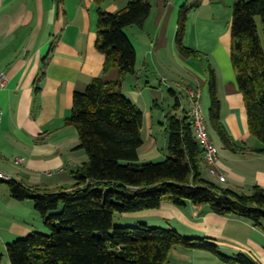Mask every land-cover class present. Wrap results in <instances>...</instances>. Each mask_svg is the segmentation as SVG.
I'll use <instances>...</instances> for the list:
<instances>
[{
  "label": "crops",
  "instance_id": "1",
  "mask_svg": "<svg viewBox=\"0 0 264 264\" xmlns=\"http://www.w3.org/2000/svg\"><path fill=\"white\" fill-rule=\"evenodd\" d=\"M129 1L0 0V72L8 76L6 86L0 90L4 113L0 124V171L9 179L48 190L74 186L73 171L89 157L79 147L77 128L67 125L66 120L72 115L75 92L85 91L98 77L118 79L117 68L104 73L105 55L97 48L98 16L99 9L116 12ZM183 2L178 0L175 7L183 6ZM233 3L234 0H201L189 14L185 44L202 53L215 70L222 117L234 140L248 147L238 153L222 147L216 165L227 177L225 181L217 178L219 182H229L228 188L239 191L246 186L264 187V154L254 151L263 144L249 131L244 96L231 60ZM165 7L161 17L152 20V5L145 26H138V46L144 48L139 47L138 51V89L125 90L124 80L128 74L122 82L124 94L144 111V126L149 119L150 136L155 128L154 114L140 104L149 108L144 96L147 89L141 81L151 64L148 58L140 61V53H151L150 61L158 74L163 75L162 80L166 72L183 77L188 68L196 72L195 67L180 56L177 59L182 66H174L176 52L173 48L165 52V25L172 44L176 33L173 20H170L169 29V8ZM130 27L133 26L127 27L126 33ZM169 53L172 60H169ZM134 74H137V63ZM112 75L114 78L107 79ZM202 76L208 80L206 68ZM146 85L150 86L151 81ZM171 90L175 93L173 88ZM191 106L186 108L180 101L182 111H190ZM145 143L144 139L142 147ZM157 150V139H151L146 149L147 159L143 160L139 153L140 160L159 156ZM17 158L23 160L17 163ZM5 181L0 178V264H12L7 254L8 243L34 231L42 232L46 226L34 202L13 198ZM189 203L184 205L187 208H178L166 201L160 208L124 215L161 217L167 227L175 228L182 235L208 238L226 255L244 253L264 264V220L262 225H256L248 218L217 214L204 204L192 203L194 208H188L192 206ZM211 255L214 256L203 249L177 247L170 254V264H205L212 259Z\"/></svg>",
  "mask_w": 264,
  "mask_h": 264
},
{
  "label": "trees",
  "instance_id": "2",
  "mask_svg": "<svg viewBox=\"0 0 264 264\" xmlns=\"http://www.w3.org/2000/svg\"><path fill=\"white\" fill-rule=\"evenodd\" d=\"M99 2L103 0H98ZM183 5L179 13L176 46L184 57L201 56L185 44L189 14L198 7ZM152 12L148 0H130L116 12L99 9L97 48L105 55L104 73L119 70L116 80L95 78L85 91L74 94L67 125L77 128L79 147L88 161L73 171L72 188L48 190L7 179L13 198L32 200L49 233L34 231L7 245L12 264H170L177 247L203 249L230 264H259L250 256L224 254L217 243L182 235L173 228L116 226L115 213L160 208L163 202L184 206L209 204L220 215H234L262 225L264 187L251 193L222 187L203 176L205 151L194 133L189 111L167 113L169 157L141 161L144 111L122 91L123 77L136 72L137 52L126 28L144 27ZM264 0H234L231 60L244 96L248 127L264 154ZM210 121L226 149L244 152L222 120L215 70L209 67ZM62 207V208H60Z\"/></svg>",
  "mask_w": 264,
  "mask_h": 264
},
{
  "label": "rangeland",
  "instance_id": "3",
  "mask_svg": "<svg viewBox=\"0 0 264 264\" xmlns=\"http://www.w3.org/2000/svg\"><path fill=\"white\" fill-rule=\"evenodd\" d=\"M178 0H154L152 3L153 5V14H152V20L155 18L161 17V15L165 11V6H168L169 8V15L167 19V23H169V29H170V20H173L175 23V29L177 32V24H178V18H179V13L181 10V6H178V9L175 7V4ZM184 4L187 5H193L195 3V0L193 2H188L189 0H183ZM169 21V22H168ZM174 27V26H173ZM129 38L132 40L134 47L137 52V74H128L127 78L124 80L125 83V90L129 91V88L135 87L138 89V51L139 47L141 49L142 46H138V26L134 25L133 27H130L127 31ZM170 32H167V25H165L164 28V41L165 43V52H171L172 48L174 49V52H176V57L173 59L175 63V67H181V63L178 61L177 56H180L182 60L188 61V64L193 67H195L196 72L193 71L192 69L188 68V71H185L184 77L181 75H170L168 72H166L167 75H165L166 78H163L161 74H158V71L155 70V67L151 63V53L150 55L149 52H143L140 53L139 60L142 61V58L144 60L148 58V62H150L151 67H149L147 70L144 71L142 74L143 80L141 81L144 88L147 89L145 91V98L148 99L149 102V108L147 106H143V104L140 106L144 110H150L154 114V122H155V128L153 130V136H150V130L148 128V121L146 125L142 129V135L143 138L145 139L146 143L145 146L140 149L139 153L140 156L143 160L147 159L146 155V149L148 148L151 139H157V153H159V156H152L148 158L147 161H153V162H160L165 160L167 157H169V150H168V134H167V113L169 112H177L178 110L176 109V104L178 100L182 101L184 106L188 108L191 106L190 98L188 96V92L186 87H191L197 90L201 91V96H200V103L201 107L203 110V118L205 121V124L207 126V131L209 134V137L211 138L212 142L215 144V146L218 148V151L224 147L223 142L221 141L220 136L218 135L217 131L213 128L211 125L210 121V106H211V99H210V93H209V67L211 66L210 63H208V60L203 54L201 53V56H192V57H184L181 55L177 49L176 46V33L174 36V42H170ZM147 39H145L146 42ZM155 40V39H154ZM262 41L264 45V34H262ZM167 44V46H166ZM140 52H142L140 50ZM146 55V56H145ZM169 60H172L170 58V53L168 54ZM150 56V57H148ZM206 68L207 70V75H208V80L204 78L203 73L204 69ZM192 70V71H191ZM179 73V72H178ZM114 78V75L108 76L107 79H112ZM146 77V78H145ZM148 77V78H147ZM151 81V85L147 87L146 83L147 81ZM175 90V93L171 89ZM137 104V103H136ZM138 105V104H137ZM179 110H182L179 109ZM223 123L225 124L226 128L228 129V126L226 122L224 121L222 117ZM258 140V139H257ZM225 148V147H224ZM142 160V161H143ZM207 166H203V174L204 177L211 182H214L218 185H223L224 187H227L226 185L229 184V182H219L218 177L213 175L209 171V166L206 161ZM221 180V179H220ZM222 181V180H221ZM224 181V180H223ZM7 185V182L5 183ZM255 186V185H254ZM252 188L250 186H246L244 189H240L238 192H245V193H251ZM190 207L188 208H194L192 203H189ZM176 205V204H175ZM202 205V204H201ZM178 208H187L186 206H178ZM200 206V205H199ZM204 206H207V208H210L209 204H204ZM62 208V207H60ZM201 208V207H198ZM161 219V217H156V218H138V217H125L124 214L122 213H115L114 215V223L116 226H137L141 224V222H149L151 226H159V227H166V228H172V227H167L165 222L163 220H158ZM162 221V222H161ZM175 229V228H174ZM43 233H49V230L45 227L43 230H41ZM209 252V251H207ZM211 253V252H210ZM213 254V253H212ZM212 259L208 260V262H205V264H225L223 263L219 257L216 255H211Z\"/></svg>",
  "mask_w": 264,
  "mask_h": 264
},
{
  "label": "built area",
  "instance_id": "4",
  "mask_svg": "<svg viewBox=\"0 0 264 264\" xmlns=\"http://www.w3.org/2000/svg\"><path fill=\"white\" fill-rule=\"evenodd\" d=\"M8 82V76L4 72H0V90H2ZM188 96L191 100V109L189 111V115L192 119L193 125H194V133L196 138L201 143L202 147L205 151V159H207V163L209 166V171L213 173V175L217 176L219 179H227L226 175L222 173L217 168V161L219 159V151H216L214 148V145L211 141V139L208 137V134L206 133V129L204 128V125L202 124V114L203 110L200 103V96L201 91L186 87ZM3 109L0 105V124L3 119ZM23 159L17 158L16 162L20 163ZM0 178L9 179V177L4 174L2 171H0Z\"/></svg>",
  "mask_w": 264,
  "mask_h": 264
},
{
  "label": "bare ground",
  "instance_id": "5",
  "mask_svg": "<svg viewBox=\"0 0 264 264\" xmlns=\"http://www.w3.org/2000/svg\"><path fill=\"white\" fill-rule=\"evenodd\" d=\"M202 124L204 125V128L206 129V133L208 134V131H207V126H206V124H205V121H204V118H203V114H202ZM208 137H209V134H208ZM210 138V137H209ZM211 139V138H210ZM212 141V140H211ZM213 143V142H212ZM213 145H214V148L216 149V151H218L217 150V147L215 146V144L213 143ZM206 161H207V159H206ZM212 173V172H211ZM213 174V173H212ZM222 181L224 180H226V179H221Z\"/></svg>",
  "mask_w": 264,
  "mask_h": 264
}]
</instances>
